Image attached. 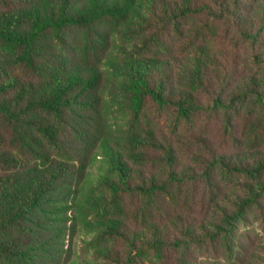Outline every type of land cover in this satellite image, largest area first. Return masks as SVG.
Returning a JSON list of instances; mask_svg holds the SVG:
<instances>
[{
  "label": "trees",
  "instance_id": "1",
  "mask_svg": "<svg viewBox=\"0 0 264 264\" xmlns=\"http://www.w3.org/2000/svg\"><path fill=\"white\" fill-rule=\"evenodd\" d=\"M0 264H264V0H0Z\"/></svg>",
  "mask_w": 264,
  "mask_h": 264
},
{
  "label": "rangeland",
  "instance_id": "2",
  "mask_svg": "<svg viewBox=\"0 0 264 264\" xmlns=\"http://www.w3.org/2000/svg\"><path fill=\"white\" fill-rule=\"evenodd\" d=\"M223 27V26H222ZM229 30L233 33V29L230 27ZM233 35V34H231ZM231 35H230V47L233 46V42L231 40ZM246 47H241V49L238 51V56L240 58V61H238V69L236 72V74H233L235 78H238L239 76H243L244 75V69L249 70L248 66H246V63L243 61L245 60V55L244 52L246 51ZM206 128L210 131L211 129H213V124L212 122H209L206 126Z\"/></svg>",
  "mask_w": 264,
  "mask_h": 264
}]
</instances>
